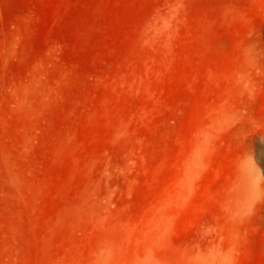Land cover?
I'll list each match as a JSON object with an SVG mask.
<instances>
[{
  "label": "rangeland",
  "instance_id": "1",
  "mask_svg": "<svg viewBox=\"0 0 264 264\" xmlns=\"http://www.w3.org/2000/svg\"><path fill=\"white\" fill-rule=\"evenodd\" d=\"M0 264H264V0H0Z\"/></svg>",
  "mask_w": 264,
  "mask_h": 264
}]
</instances>
